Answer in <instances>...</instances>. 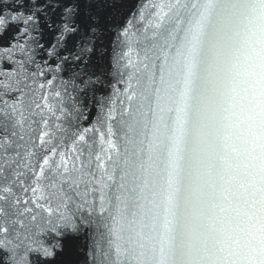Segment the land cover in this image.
Returning <instances> with one entry per match:
<instances>
[{"label":"snow or ice","instance_id":"6c2138e0","mask_svg":"<svg viewBox=\"0 0 264 264\" xmlns=\"http://www.w3.org/2000/svg\"><path fill=\"white\" fill-rule=\"evenodd\" d=\"M106 6L0 0V40L26 56L0 80V264H71L86 234L93 264H264V0L144 4L120 30L127 78L99 149L88 128L65 148L49 117L66 109L24 83L45 74H26L25 38L43 13L49 56L91 52Z\"/></svg>","mask_w":264,"mask_h":264},{"label":"water","instance_id":"95a60500","mask_svg":"<svg viewBox=\"0 0 264 264\" xmlns=\"http://www.w3.org/2000/svg\"><path fill=\"white\" fill-rule=\"evenodd\" d=\"M2 2L11 3V0H2ZM44 2L73 6L79 0H44ZM150 2L151 0H107V6L100 9L106 14V27L92 36L91 43L87 44V47L93 51L81 53L83 45L73 47L72 42L69 41L66 47L70 48L71 52L62 49L60 58L48 55V49L55 42V34L46 26L43 13L40 14L39 29L30 30L31 36L25 38L32 48L31 55L34 57V63H25V68L26 74L41 70L45 74L36 77L29 75L24 83L28 88L34 89L38 96L47 93L51 103L57 104L58 108L66 109L63 114L57 111L59 120L49 117L50 126L53 127L56 135V143L62 140V146L70 148L75 135L88 128L91 129L86 134L89 141L95 140L96 148L99 149V132L96 129L105 131L107 126L105 116L113 103L119 110V100L123 98L121 93L125 87L120 81L127 78L128 69L124 67L125 60L120 58L122 53L127 51V46L120 30L130 19L133 20L135 28H141L142 22L133 19L134 14L138 16L139 9ZM113 4L115 6H112ZM149 11L150 9H145L146 14ZM62 12V7L55 9V15L49 11L48 20L55 19L59 24ZM18 27L22 29L24 25L20 24ZM33 38L43 45V48L37 47ZM19 42L24 43L25 40L21 39ZM13 43L15 41L0 40V80L6 81V73L11 72L12 69H19L18 61H26V56L12 47ZM5 48H11V52L3 51ZM76 55H82V59L75 61L73 57ZM63 57H68V60H63ZM37 64L40 66L39 69L36 67ZM57 65L60 67L57 68ZM50 79L53 83L49 86L47 81ZM39 84H44V89H39ZM21 86L23 87V84ZM56 91L61 93L59 98L54 96ZM0 92H3L2 88ZM15 95L18 94L9 92L2 98L10 100ZM55 125H59L60 129L57 130ZM91 251L92 239L86 234L65 259L71 261V264H93Z\"/></svg>","mask_w":264,"mask_h":264}]
</instances>
